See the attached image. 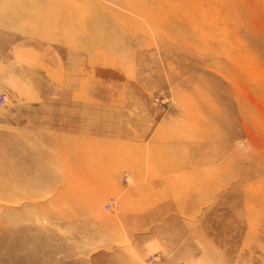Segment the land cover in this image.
Returning <instances> with one entry per match:
<instances>
[{"label":"rangeland","instance_id":"374dc122","mask_svg":"<svg viewBox=\"0 0 264 264\" xmlns=\"http://www.w3.org/2000/svg\"><path fill=\"white\" fill-rule=\"evenodd\" d=\"M263 83L264 0H0V264H264Z\"/></svg>","mask_w":264,"mask_h":264},{"label":"crops","instance_id":"0c3cea01","mask_svg":"<svg viewBox=\"0 0 264 264\" xmlns=\"http://www.w3.org/2000/svg\"><path fill=\"white\" fill-rule=\"evenodd\" d=\"M30 48V47H29ZM29 48H26V50L23 51V54H22V57H24L27 53H33V52H30ZM33 57L34 55L32 54V57H31V60H29L28 62H24L22 61L21 64L24 66V67H27V68H30L31 65L34 66V60H33ZM36 59H39L38 56H36Z\"/></svg>","mask_w":264,"mask_h":264},{"label":"built area","instance_id":"2783aa9c","mask_svg":"<svg viewBox=\"0 0 264 264\" xmlns=\"http://www.w3.org/2000/svg\"><path fill=\"white\" fill-rule=\"evenodd\" d=\"M5 100H6V96H5V94H2L0 96V103H3Z\"/></svg>","mask_w":264,"mask_h":264},{"label":"bare ground","instance_id":"6f19581e","mask_svg":"<svg viewBox=\"0 0 264 264\" xmlns=\"http://www.w3.org/2000/svg\"><path fill=\"white\" fill-rule=\"evenodd\" d=\"M237 2V1H236ZM238 4V3H237ZM238 5H240V4H238ZM237 6V5H236ZM240 25V24H239ZM245 26V25H244ZM256 31V30H255ZM258 32V31H257ZM261 35H263V34H261ZM229 58V57H228ZM263 61V60H262ZM258 63V62H257ZM263 80V79H262ZM263 82V81H262ZM264 84V83H263ZM254 85V84H253ZM255 86V85H254ZM261 87V86H260ZM261 89H263V88H261ZM250 114H252V113H250Z\"/></svg>","mask_w":264,"mask_h":264}]
</instances>
